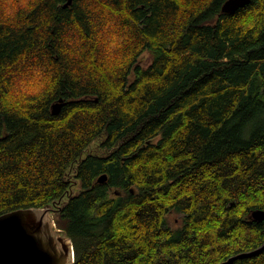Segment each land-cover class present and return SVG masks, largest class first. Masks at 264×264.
Wrapping results in <instances>:
<instances>
[{"label":"trees","instance_id":"1","mask_svg":"<svg viewBox=\"0 0 264 264\" xmlns=\"http://www.w3.org/2000/svg\"><path fill=\"white\" fill-rule=\"evenodd\" d=\"M67 1L0 0V215L67 196L73 264L262 246L264 0Z\"/></svg>","mask_w":264,"mask_h":264},{"label":"water","instance_id":"2","mask_svg":"<svg viewBox=\"0 0 264 264\" xmlns=\"http://www.w3.org/2000/svg\"><path fill=\"white\" fill-rule=\"evenodd\" d=\"M251 0H226L222 6L225 13H234ZM68 0L65 6L71 4ZM65 101L60 99L52 105L58 114ZM103 174L98 181L103 182ZM67 196L43 207L19 208L0 215V264H73L75 250L72 239L57 227L55 215L66 203ZM253 218L264 219V210H255ZM264 250V244L254 250L235 254L218 264H234L239 258L256 256Z\"/></svg>","mask_w":264,"mask_h":264},{"label":"rangeland","instance_id":"3","mask_svg":"<svg viewBox=\"0 0 264 264\" xmlns=\"http://www.w3.org/2000/svg\"><path fill=\"white\" fill-rule=\"evenodd\" d=\"M152 55H151V53H149V52H146V53H144L142 56H141V60H140V63L141 64H144V65H148L150 62H151V60H152ZM263 118V120H262V122H264V116H262ZM77 186H75V189H74V191H77ZM169 219H170V222L172 223V225L174 226V227H177L179 224H180V222H181V217H180V215L179 214H177V213H172L171 215H170V217H169ZM178 220V221H177Z\"/></svg>","mask_w":264,"mask_h":264}]
</instances>
